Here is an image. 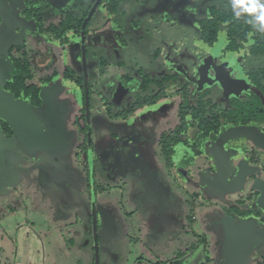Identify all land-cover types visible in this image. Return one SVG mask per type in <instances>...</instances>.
Segmentation results:
<instances>
[{"label":"rangeland","instance_id":"rangeland-1","mask_svg":"<svg viewBox=\"0 0 264 264\" xmlns=\"http://www.w3.org/2000/svg\"><path fill=\"white\" fill-rule=\"evenodd\" d=\"M113 1L118 3L115 10L99 0H66L60 12L45 13L43 25H60L72 15L85 17L80 32L70 33L73 39L63 47L49 35L36 43L35 32L26 37L27 55L34 45L44 50L45 41L52 56L58 57L52 69L58 74L49 83L52 89L40 93L58 123L48 138L40 140L46 120L36 108L26 100L9 104L7 93H1L0 120L11 136L0 132V264H148L193 247L216 260L215 230L221 228L217 223L231 212L228 203L234 202L235 193L248 197L253 192L248 181L258 171L248 161L241 164L233 183L217 184L221 189L210 182L206 171L201 182L196 178L203 167H213V159L208 153L197 156L207 150L197 141L199 132L192 120L176 146L179 161L174 154L168 165L159 144L162 135L179 125L182 84L189 86L190 99L198 91H209L220 108L227 107L231 97L252 99L256 90L250 75L264 69V55L256 54L253 41L259 32L247 22L251 16H237L232 0ZM210 7L250 25L252 38L238 42L237 50L227 49V26L220 24L214 46L203 43L198 22L207 19ZM22 8L34 11L27 5ZM32 73L31 82L41 83L45 73L35 69ZM164 74L178 79L165 84L164 96L152 107L140 108L125 119L108 117V112L118 114L140 97L158 92L154 84L143 88V76L158 80ZM69 76L83 84L77 86ZM49 94L52 104L45 96ZM76 128L82 130L81 136ZM245 133L253 132L238 127L221 137L220 146L231 145L223 158L227 174L232 159L233 164L245 157L262 165L255 160L256 146L241 137L232 139ZM76 137L85 149L76 147ZM128 144L138 153L136 163L112 154L110 164V152H126ZM240 145L247 148L240 151ZM76 149L81 158L71 157ZM86 149H93L88 162ZM41 167L50 173L42 175ZM235 203L245 207L244 200Z\"/></svg>","mask_w":264,"mask_h":264},{"label":"flooded vegetation","instance_id":"flooded-vegetation-1","mask_svg":"<svg viewBox=\"0 0 264 264\" xmlns=\"http://www.w3.org/2000/svg\"><path fill=\"white\" fill-rule=\"evenodd\" d=\"M66 3H67L66 0H0V79H1L0 94L2 92H4V94L7 93L9 104H16L17 101L20 102L22 100L23 101L26 100L30 103L32 107L36 108L38 112H40V109H44V100L40 98V93L46 87L52 89V87L49 86V83L52 81L55 75L58 74L57 71L52 70L56 66V63H58L57 61L58 57L55 54H53L52 56V52H51L52 49L49 45L47 46L45 45V41L41 42L43 43L45 49L44 50L38 49V47H35L34 45L33 47H31L33 52L30 56L27 55V53L25 52L26 48L23 46L25 45L24 43L26 37L29 34H32V32H35L36 34L35 43L37 41L39 42V39L42 35L51 36L53 41L58 40L57 41L58 45L59 46L62 45V47L65 45V43L70 42V40L73 39L72 37L76 33H71L73 34L72 37H69L70 33H68L67 35L66 33H63L61 37H58L54 32L55 29H60L61 25H43V19L45 13H56L58 11L60 12V9H62ZM25 5L29 6L30 8H34L33 9L34 11L30 12L29 9H23L22 7ZM83 19H85V17ZM31 20H33L32 23L30 22ZM85 33L83 32L82 34ZM213 46H209V47H213ZM60 52L63 55L66 54V51L62 50L61 48H60ZM79 55H81V53H79ZM40 59L42 60V62L40 61ZM48 62H50L51 64H48ZM32 69H35V71H38L40 73L41 72L45 73L42 81H40L41 83L35 84L31 82L33 79ZM67 72L68 70L66 71V77L68 75ZM63 74L65 77V73ZM69 79L70 81L75 82L77 86L79 85L77 81L81 82L82 80L79 78L74 81V79L72 80L70 76ZM80 84L83 83L81 82ZM28 85H33L35 86L36 89H38V95H37L38 100L36 98L34 102L36 104H32L25 96L14 97V93L12 91L13 89L22 91ZM49 92L51 93L50 90ZM49 95H45V96L49 101V103L52 104L51 95L50 96ZM82 98L83 97L81 94L80 100L83 107L85 106L86 102L84 100L83 103ZM41 115L43 119L46 120L43 121L45 123L44 135H46L45 136L46 138L51 131L57 130L58 123L48 121L44 117L43 112ZM261 124H264V122L260 121L254 125H251L250 127H241L246 129L248 128V130L253 133L250 134L245 133L244 135H235L232 138L235 139L236 137L239 138L241 137L251 142L252 145H254V147L256 146L257 151L255 152L258 153H257V159L255 160L257 162L260 161L262 165H260V167L255 166L254 164L249 162L248 158L244 157L240 159L237 164H233V159L230 161V171L228 174L225 168L224 175L228 180L231 179L234 180V177H236L238 174V165L242 164L244 161H248L249 165L252 166V168H255L256 172L257 171L258 172L256 175L252 176L248 181V183H250L248 189L251 188L253 192L250 193L248 197H246V195L239 194V191L235 190L236 192L237 191L238 192L234 194L235 195L234 202L228 203V207H231V212L221 217L222 219L217 223L219 225L221 224V228L217 227L215 230L216 236L218 237L217 242L215 243L218 244L216 245V252H215V254H217L218 256L217 259L215 260L213 257H210L208 255V251L206 252H204L203 250L198 251L199 248L193 247L191 248L190 251L187 250V252L179 251L177 257H174L175 253L171 252L170 257H168V259L165 258L163 261L155 260L154 262L149 261L148 264H264V210L262 209V205H261V203L264 204V172H262L263 176H261L260 173L261 170H264L263 169L264 148L261 145H259L256 142V140L252 138V135L254 134L257 137L264 140V133L262 132L264 125L262 126ZM6 126H7L6 123L0 120V128H1L0 132L5 131L7 135L11 136L10 135L11 133L6 131L7 129ZM231 132L232 129H228L224 131V133L221 134L220 136L211 139H203L200 138V136H198L197 141H200L199 142L200 145L206 146L205 148L207 151L206 152L199 151V154H197V156L206 155V153H208L207 155L211 157V153L217 149L221 137L224 134ZM78 135L81 136L79 132ZM89 136L90 134H88V137ZM40 140L42 141L44 140V138H40ZM208 141L211 143V144L209 143V146L207 145ZM228 144L225 146L226 151H228L230 148ZM81 147L82 146L80 145L79 149ZM82 148L85 149L86 147L85 148L82 147ZM246 148H247L246 146L244 147L240 145V151H242V149L245 150ZM20 150L24 151L22 148ZM259 150H262L263 154H261ZM87 152L89 151L86 149V153ZM134 152L136 151L134 150ZM25 153L28 155L27 157L32 156L30 152L26 151ZM115 153L116 152L114 153L110 152L109 155L111 160L110 164H114V157L112 156V154ZM123 155L126 156V152H123ZM173 157L177 158V160L179 161L181 155L175 154ZM40 162L41 161L39 160L38 164H40ZM212 164H213L212 168L210 166L209 169H206L207 167L206 166L203 167L200 171H198V176L196 178L199 179L201 182L200 175H202V173L206 171L208 173L210 182H212V184H214L216 188L217 187L219 188V186L217 185L218 183L216 182L217 172L214 161ZM41 170L42 172L46 171L44 167H41ZM209 170H211V172ZM223 183L225 184V186L228 184L227 180L225 179L223 180ZM196 195L200 196L199 193ZM242 197H244V199H241ZM242 200H244L243 204L245 205V207H243L241 204L239 205V203H235V202H241ZM257 213L258 214L260 213V215H257ZM229 216L232 217L234 221V225L236 229L235 232L233 231L228 233V230L226 229L225 220ZM230 233L233 234L232 239L229 236ZM190 237L192 238L193 236ZM199 240H197L195 246L196 244L199 243ZM188 245H186V247H188Z\"/></svg>","mask_w":264,"mask_h":264},{"label":"trees","instance_id":"trees-1","mask_svg":"<svg viewBox=\"0 0 264 264\" xmlns=\"http://www.w3.org/2000/svg\"><path fill=\"white\" fill-rule=\"evenodd\" d=\"M100 2H105L106 6L112 10H115L118 6V3L113 0H99ZM208 14L207 19L198 22L201 41L208 46H213L217 41L220 24L227 26L226 38L230 41L227 49L237 50L240 46L238 42H247L249 38H252L253 28L250 25H242L234 15L215 7H210ZM85 21L83 18H74L73 15L68 16L61 22V28L55 29L54 33L58 37H61L63 33H66V35L68 33H78ZM85 32L86 28L84 29ZM253 43L256 54L264 55V32L254 35ZM177 79L178 76L175 74H164L158 80L143 76L141 79L144 85L143 88L154 84L158 87V92L153 96L140 97L129 108L121 110L118 114L113 115L112 112H108V117L125 119L140 108L152 107L164 96L165 84L170 80L175 81ZM250 81L252 87L256 90V92L251 94L252 99L231 97L228 99L227 107L224 108H220L218 103L213 102L209 98V91L207 90L196 92L193 95L194 97L190 95V99L188 94L189 86L182 84L181 89H178V92L182 93V103L179 105L178 112L179 125L169 133L162 135L159 141V144L162 145L163 157L168 165H171L172 156L176 153V146L181 141V133H185L189 128L188 119L195 123L193 128L199 132L200 138L203 139L218 137L223 131L228 129L250 127L260 121L264 122V69L251 74ZM77 82L78 84L81 83ZM12 91L14 97L25 96L32 104H36L34 102L38 95V89L35 86L28 85L22 91L15 89ZM84 100L82 98L83 103ZM78 132L83 133L80 129ZM262 132L264 133V128ZM86 138L84 137V140H87Z\"/></svg>","mask_w":264,"mask_h":264},{"label":"water","instance_id":"water-1","mask_svg":"<svg viewBox=\"0 0 264 264\" xmlns=\"http://www.w3.org/2000/svg\"><path fill=\"white\" fill-rule=\"evenodd\" d=\"M0 100L3 101V96L0 94ZM7 102L9 103V99L7 98ZM16 103H19V101H17ZM43 115L44 117L50 121V122H56L53 117L51 116L50 114V108L48 107V104H47V101L44 102V109H43ZM252 135V134H251ZM45 136L46 135H43V138L45 139ZM252 138L254 140H256V142L261 145L263 148H264V140H262L261 138L257 137L256 135H252ZM126 142V141H125ZM220 143L221 141L218 143V147L217 149L211 153V157L214 161V164L216 166V172H217V175H216V182L222 186H225V184L223 183V180H227V183L228 184H231L233 183L235 180H237V178L240 176L239 174V171H240V167H241V164L238 165V174L236 177H234V180L231 179V180H228L225 175H224V171H225V168H226V165L224 166V153H225V148L223 145L220 146ZM2 146V143L0 141V148ZM126 147H128L129 149L126 151V156L123 155V152L122 151H119L118 150H115L114 152H116L115 154H113L114 156H116V158H120L121 160H125L126 162H129L130 164H133V163H136V160H137V152H134V150H131V146L130 144L128 145H125ZM123 146V147H125ZM262 209L264 210V204H262ZM225 225H226V229L228 230V233L229 232H235L236 229H235V225H234V221L232 219V217H228L226 220H225ZM230 238L232 239V236L233 234H229Z\"/></svg>","mask_w":264,"mask_h":264},{"label":"clouds","instance_id":"clouds-1","mask_svg":"<svg viewBox=\"0 0 264 264\" xmlns=\"http://www.w3.org/2000/svg\"><path fill=\"white\" fill-rule=\"evenodd\" d=\"M233 7L238 9L236 15L248 14L247 22L258 32H264V0H232Z\"/></svg>","mask_w":264,"mask_h":264},{"label":"crops","instance_id":"crops-1","mask_svg":"<svg viewBox=\"0 0 264 264\" xmlns=\"http://www.w3.org/2000/svg\"><path fill=\"white\" fill-rule=\"evenodd\" d=\"M42 112H43V109H40V114H42ZM76 131H77V128H76ZM77 133H78V132H77ZM76 136H77V135H76ZM76 138H77V141L80 139L79 137H76ZM90 141L93 142V141H92V137L90 138ZM78 142H79V141H78ZM76 147H77V148L80 147V142H79V144L76 145ZM67 148H68V147H67ZM78 151H79V150H77V149H76L75 151H72L71 157L74 158V159H77V157L81 158V155H80V156L78 155ZM88 151H89V152H87V153L85 154V156H84V160L87 159V162H88L89 158L92 159V156H93V155H91V153H92V152H90L91 150H88ZM22 152L25 153V151H22ZM70 153H71V151L69 152V154H70ZM198 160H199V159H198ZM202 162L206 163L205 161L199 160V163H202ZM41 163H43V162L41 161L40 164H41ZM49 173H50V172H49L48 170H46V171H43V172H42V175H47V174H49ZM54 174H55V171H54V169H52V176H54ZM66 203H67V202H66ZM60 204H61V203H60ZM60 204H59V205H60ZM59 213H60V214L62 213V212L60 211V209H59ZM61 215H62L61 217H63V214H61ZM68 216H69V215H67L66 218H67ZM18 230H19V229H18Z\"/></svg>","mask_w":264,"mask_h":264}]
</instances>
